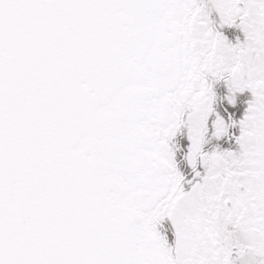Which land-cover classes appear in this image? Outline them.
I'll use <instances>...</instances> for the list:
<instances>
[{"label":"snow or ice","instance_id":"1","mask_svg":"<svg viewBox=\"0 0 264 264\" xmlns=\"http://www.w3.org/2000/svg\"><path fill=\"white\" fill-rule=\"evenodd\" d=\"M0 264H264V0H0Z\"/></svg>","mask_w":264,"mask_h":264}]
</instances>
